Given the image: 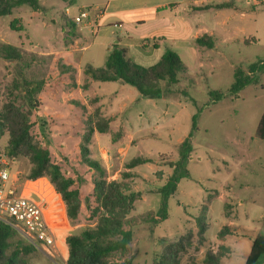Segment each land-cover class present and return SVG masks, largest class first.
I'll use <instances>...</instances> for the list:
<instances>
[{
  "label": "rangeland",
  "instance_id": "374dc122",
  "mask_svg": "<svg viewBox=\"0 0 264 264\" xmlns=\"http://www.w3.org/2000/svg\"><path fill=\"white\" fill-rule=\"evenodd\" d=\"M106 2L42 0L40 12L23 4L13 9L11 14L0 16V105L16 95L20 98L19 102L25 104L22 96L25 81L44 83V88L37 94L40 102L38 110H31L35 122L33 134L48 148L52 160L60 165L65 176L71 178L81 192L80 216L76 221L69 220L71 230L68 235L79 234L95 225L96 218L91 220L97 205L93 189L95 180L100 178L95 168H89L84 162L80 144L86 133L84 116L88 115L81 105H87L91 114L97 109L101 111L96 104L100 98L92 95L90 80L84 74L87 66L103 68L102 63L95 60L100 59L101 49L96 44L84 49L95 41L87 29L82 31L86 34L85 40L80 45L70 46L72 36L81 33V25L74 22V16L81 10L104 6ZM254 3L255 6L250 8L256 13L254 17L251 16L249 30L256 41L244 46L234 57L228 56L229 62L221 55V51L225 52L222 48H214L206 64L213 63L215 68L206 66L201 70L197 56L200 50L197 53L193 50L181 51L180 57L186 71L180 76V83L167 88L166 83L161 82L163 95L154 98L160 101V106L165 105L162 98L172 103L170 114L176 115L172 125L154 130L158 115L149 104L142 102L138 109L140 113H132L135 116L132 122L136 124L131 128L136 133L132 140L123 135H100L101 152L96 154L94 133L89 146V159L105 168L108 181L114 180L109 176L120 169L122 172L118 178L123 179L127 164L139 156L151 157L149 163L152 164L149 166L154 169L152 171L140 165L134 173L129 172L131 176L126 180L132 191L139 194L131 222L125 225L126 230L133 232V240L127 252L114 254L109 258V264L126 259H131L133 264H153L163 252L166 244L161 241L163 238L174 239L194 227V244L182 256L181 264H196L202 255L196 235V219L203 213L201 219L208 224L206 238L218 241V231L227 224L225 213L233 212L231 204L234 205V212H238L237 218H234L237 224H241L245 230L255 228L256 235L264 234L263 222L259 220L264 212V141L256 135L259 120L264 114V65L259 63L264 64V0ZM66 8L72 12V16L67 18L68 25H65L66 18L63 16ZM14 21H17V25L12 28ZM134 38L135 42L138 41ZM4 45L17 47L21 59L7 60L2 51ZM251 66L256 67L254 72ZM237 69L245 71V78L249 82L235 95L231 87ZM188 80H193V83L190 85ZM15 81L19 87L13 89L14 94H10L9 89ZM86 83H89V87L84 90L82 87ZM110 84L112 88L118 85L114 82ZM185 87H188L189 95L183 93ZM216 93L219 96H215ZM194 115H197V122L187 165L190 176L180 181L179 191L168 202V218L162 220L156 210L157 206L160 207L161 195L154 191L164 182L167 174L164 170H155V167L163 164L167 172L171 169L170 162L178 160L179 141L192 132ZM142 129L147 132L137 133ZM8 140L9 134L6 132L0 140V149H6ZM103 141L109 145H104ZM106 151L110 152V156L103 159ZM13 166L21 171L23 178H27L31 168L28 160L17 158ZM225 185L230 189L223 188ZM142 190L145 191L146 202L139 198ZM216 191L219 195H214ZM87 198L91 201V207L86 205ZM225 198L229 200L228 207ZM178 203L180 208L177 207ZM208 204L210 210L204 208ZM152 206L156 207L149 211ZM245 237L237 238L238 242L234 237L230 238L229 243H235L238 249L233 255L235 264H246V254L250 251L247 244L251 237ZM11 242L14 246L16 243L28 244L18 233L11 238ZM28 261L30 264H65L61 258H53L37 248L28 256ZM260 264H264V259Z\"/></svg>",
  "mask_w": 264,
  "mask_h": 264
},
{
  "label": "trees",
  "instance_id": "16d2710c",
  "mask_svg": "<svg viewBox=\"0 0 264 264\" xmlns=\"http://www.w3.org/2000/svg\"><path fill=\"white\" fill-rule=\"evenodd\" d=\"M42 0H0V16L11 14L12 10L23 4L29 5L34 11L40 12L42 9ZM17 21H14L12 28H15ZM68 25V22H67ZM196 44L207 48H213L214 41L208 35L196 39ZM2 51L7 60L21 59L20 51L12 45H4ZM264 65V64H263ZM255 66H251L254 72ZM186 71V66L180 55L172 48H167L162 54L160 60L153 66L143 67L138 65L124 48L118 44L113 45L110 50L106 64L98 69L88 66L84 70L85 76L89 80L98 82H119L135 88L143 97L159 98L163 95L161 82L166 83L167 88L178 85L180 74ZM248 78H245V71L237 69L235 72V81L231 91L237 95L247 84ZM19 87L15 81L10 94ZM89 83L82 88L87 90ZM44 88V83L25 81V87L22 90V96L25 104L19 102V97L13 96L7 102L0 105V140L7 132L9 140L5 149L7 156L16 161L17 158H24L31 164L27 178L37 179L47 177L54 185L57 193L61 196L65 206L66 217L70 221L78 220L82 209L81 192L75 187L74 181L66 177L59 164L52 160L48 148L38 141L33 128L35 122L32 119L31 110H38L40 105L37 94ZM218 94L216 93L215 96ZM219 96V95H218ZM82 110L86 112L85 123L86 133L83 135L80 151L83 154V160L86 165L94 167L100 178L95 180L93 196L97 204L92 212L93 220L96 218L95 225L84 229L79 234L67 235L65 243L67 246V264H109L108 260L114 254H125L129 244L133 240L131 229L126 230L125 225L130 223V217L134 210L135 201L139 194L132 191L127 178L131 175L129 172L122 174L123 179L108 181L105 168L95 160L89 159V146L95 132L105 134L109 131L111 119L102 115L100 110L91 114L87 105H81ZM192 132L179 145V158L170 162L173 169L172 174L166 180V183L159 189L161 195V205L158 210L162 220L168 218V202L178 190L180 181L189 178L187 169L192 151L191 138L193 130L196 128L197 115L192 118ZM257 137L264 141V114L261 116L257 126ZM151 162L144 157H136L127 164V169H133L137 166ZM87 207H91V201L86 199ZM206 208V207H205ZM203 213H201L202 216ZM201 216L196 219L199 246L206 242V231L208 229ZM264 228V217H263ZM231 233L229 226H224L217 234L218 239H223ZM17 232L12 228L0 224V264H30L28 256L36 250L30 244L14 243L11 238ZM194 230H186L180 236L174 239L163 238L161 241L166 243L163 252L153 264H181L182 256L186 254L189 248L194 244ZM230 248L219 246L217 250L207 249L203 264H221V260ZM264 259V234L257 235L250 248L246 264H260ZM115 264H133L131 259H126ZM191 264V263H187Z\"/></svg>",
  "mask_w": 264,
  "mask_h": 264
},
{
  "label": "crops",
  "instance_id": "0c3cea01",
  "mask_svg": "<svg viewBox=\"0 0 264 264\" xmlns=\"http://www.w3.org/2000/svg\"><path fill=\"white\" fill-rule=\"evenodd\" d=\"M255 1L256 0H107L104 6L96 5L105 9V15L101 21L102 26L99 31L93 34L89 27L81 26V33H76L72 36L70 46L80 45L82 40L86 38V34L82 33V31L87 29L90 34H92L95 41L89 46L84 47V49L89 48L93 44L99 45L101 49L100 59H95L93 57H91V59L100 61L103 67L106 64L107 56L113 45L118 44L120 48L127 50L130 57H135V61L143 67L155 65L160 60L164 51L167 48H172L179 55L182 50H193L196 53L200 50V53L197 55L198 67L201 70L206 66H209L210 69H214L215 65L213 63L206 64L210 59L209 53L213 51L214 48H222L227 52L226 54L221 51V55H223L225 61L229 62V57H234L235 53H239L244 46H249L252 42L256 41V37H253L252 31L249 30L251 27V16L254 17L256 13V10H251L250 7L255 6ZM118 24L121 26L117 27L116 25ZM65 25H67L66 20ZM204 35L213 38V48L209 49L196 44V39ZM134 37H136L138 41L135 42L133 40L135 39ZM204 50H206V54L203 53ZM51 54L56 53L52 52ZM259 63L261 64V62ZM231 66H233V64H231ZM78 73L80 74V70ZM181 75L182 74H180V76ZM110 83L112 82L90 80V92L93 96H96V98H100L96 102L97 106L101 108L103 116L111 119L110 128L107 133L100 134L95 132L94 141L97 143L96 154L101 152L100 146L102 142L101 138L98 137L100 135H123L132 140V136L136 135L131 129L136 125L132 122V119L135 117L132 113L135 111L140 113L138 109L139 104L142 102L149 104L158 115L156 125L153 127L154 130L166 129L170 124L172 125L173 120L176 119V115L170 114V105L172 103L168 100L162 98L165 105L160 106V101H156L154 98L145 99L135 88L119 82H114L118 85L112 88ZM188 83H193V80H188ZM182 91L185 95H189L188 87H185ZM107 104H109L108 107L105 106ZM138 117H140V114ZM146 132V130L142 129L137 133ZM157 135H159V133ZM189 135L186 138H188ZM185 139L180 140L179 145ZM103 142L104 145H109L107 141ZM138 149H140V151L142 150L141 147H138ZM144 158L150 159L151 157L147 156ZM151 164L152 163H146L143 165L146 169L149 168V170L153 171V167L149 166ZM137 167L125 169V171L134 173ZM165 168L163 164L155 167V170H164L167 174L166 178L164 177V182L154 191L155 193H160L159 189L166 183V180L173 172L172 168L170 169L168 167L169 169L167 172ZM120 172H122L121 169L114 172L113 175L109 176V179H119ZM223 188L230 189L227 185ZM178 191L179 188L177 192ZM214 195H219V192L216 191ZM139 198H142L144 202L147 201L144 190L141 191ZM225 201L226 207H228L227 204L229 200L225 198ZM231 205L233 206V212L225 213L227 224L224 225L231 228V233L223 239H218L216 237L218 241H211L206 238L204 245L200 246V253H202V255L197 259L198 261L196 264H203L207 249L213 248L217 250L219 246L230 248V252L222 258L221 264H235L233 255L238 249L235 248V243H229L231 237H234L236 240L240 238V236L245 237L248 235L251 238H249L247 247H249V249L251 248L252 242L257 236L254 232L255 228L245 230L241 227V224H237L234 218H237L238 212L235 213L234 205ZM156 206L149 208V211L153 210ZM177 207L180 208V203H178ZM159 208L157 206L156 210H159ZM206 210H210L209 204ZM63 211L65 212L64 204ZM263 217L264 212L259 216V220H262V222ZM194 229L195 227L192 228V230ZM236 241L238 242L239 240L237 239ZM246 255L248 257L249 253Z\"/></svg>",
  "mask_w": 264,
  "mask_h": 264
},
{
  "label": "built area",
  "instance_id": "2783aa9c",
  "mask_svg": "<svg viewBox=\"0 0 264 264\" xmlns=\"http://www.w3.org/2000/svg\"><path fill=\"white\" fill-rule=\"evenodd\" d=\"M104 15L105 9L95 6L79 11L74 22L89 27L96 34ZM63 16L67 22L72 16L70 8H66ZM108 156L109 151L102 155L103 159ZM14 163L6 151L0 149V224L12 228L28 244L67 264L65 239L71 228L61 207V196L49 178H23L21 171L13 168Z\"/></svg>",
  "mask_w": 264,
  "mask_h": 264
}]
</instances>
